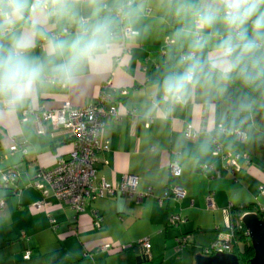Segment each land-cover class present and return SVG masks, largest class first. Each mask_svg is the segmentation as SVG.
<instances>
[{
	"label": "crops",
	"instance_id": "obj_1",
	"mask_svg": "<svg viewBox=\"0 0 264 264\" xmlns=\"http://www.w3.org/2000/svg\"><path fill=\"white\" fill-rule=\"evenodd\" d=\"M125 23L136 32L126 40L128 52H123L118 35L102 62L85 70L77 84L43 88L13 114L0 115V149L5 151L20 140L27 146L26 154L16 151L0 163L1 169L18 164L20 170L15 184L18 190L0 192L6 200L0 212V264H55L58 258L62 261L57 264H163L177 254L176 238L181 234L189 235L190 244L185 248L209 245L226 226L228 217L223 209L229 203L236 215L257 213V206H264V194L259 193V187L264 186V115L259 112L260 102L228 84L208 95L194 91L180 104L154 106L161 100L155 84L179 55L176 45L166 43L172 41L178 21L164 15L158 0H148L135 25ZM34 54H41L39 45ZM111 71L107 93L121 118L104 119L101 138L109 144L97 154L94 184L101 180L118 183L132 174L138 177L136 192L151 188L152 195L95 197L80 212L49 195L47 207L35 209L32 204L41 194L30 181L39 171L51 169L57 156L67 155L71 142L64 129H54L48 123L45 133L37 134L32 115H24L23 110L53 109L65 101L71 107L93 103ZM122 89L126 94H121ZM229 114L233 125L246 133L245 141L230 130H219L229 129ZM148 118L153 120L145 127ZM188 124L200 131L197 139L184 137ZM212 138L224 149L240 154L239 172L232 175L220 157L212 154ZM171 162L179 165V175L169 173ZM210 164L213 168L201 169V165ZM215 170L218 176H214ZM174 186L184 190L179 200L173 199ZM209 193L214 208L207 205ZM158 197H162L161 203ZM250 203L254 205L242 208ZM175 213L185 220L169 226L168 217ZM94 214L101 217L99 228L92 224ZM143 237L150 240L149 258H137L135 248L116 247ZM105 243L113 247L101 249ZM26 249L31 250L27 259L23 257ZM55 251L64 255L52 260L50 255Z\"/></svg>",
	"mask_w": 264,
	"mask_h": 264
},
{
	"label": "clouds",
	"instance_id": "obj_2",
	"mask_svg": "<svg viewBox=\"0 0 264 264\" xmlns=\"http://www.w3.org/2000/svg\"><path fill=\"white\" fill-rule=\"evenodd\" d=\"M147 4L0 0V115L13 114L43 88L77 84ZM158 6L178 21L171 39L179 55L155 84L161 100L154 106L180 104L194 91L208 95L236 81L264 89V0H158Z\"/></svg>",
	"mask_w": 264,
	"mask_h": 264
},
{
	"label": "built area",
	"instance_id": "obj_3",
	"mask_svg": "<svg viewBox=\"0 0 264 264\" xmlns=\"http://www.w3.org/2000/svg\"><path fill=\"white\" fill-rule=\"evenodd\" d=\"M132 29L130 25L124 22L121 30L118 32L121 38V46L123 52H128L126 40L133 35H128L123 29ZM136 33V32H135ZM172 42L167 40L166 43ZM119 58H116L118 60ZM112 71L109 77L100 85V89L95 102L82 107H71L65 101L60 107L53 109H25L23 114H31L33 117L34 129L37 134H44L46 131L45 124L48 123L54 129H64L71 142V150L67 155H59L56 158L55 165L51 169L39 171L30 181L29 185L36 188L41 199L32 204L35 209L47 207V197L55 196L58 200L70 205L76 212L83 211L89 199L102 197L104 195L123 194L129 197L136 195L138 198L143 196H151L152 189L149 188L144 193H137L136 186L138 177L136 175H126L118 183H109L104 180L94 184L96 179V162L97 154L100 151L108 149V140L101 138V132L104 125V119L114 117L116 120L121 118L118 113L113 99L107 93V88L110 86L112 79ZM121 94H126V89H122ZM152 118H148L144 122V126L148 127L152 122ZM220 131L230 130L241 141L246 140V133L239 128L219 129ZM183 135L186 139L195 140L199 137L200 131L194 129L188 124L184 128ZM16 151H21L24 155L27 153L26 142L23 140L14 141L5 151L0 149V163L4 161L10 154ZM211 152L215 156H219L222 161V166L229 170L232 175L240 171L238 159L240 154L233 153L230 150L224 149L222 143L216 138L211 139ZM169 173L171 175H179L180 167L176 162L169 164ZM213 168V165H201V169L206 171ZM20 170L18 164H12L4 169L0 168V192L11 189L16 192L18 189L15 184L19 178ZM214 176H218L215 170ZM173 199L179 200L184 196V190L178 186L171 189ZM259 193L264 194V186L259 187ZM166 193V197H167ZM158 202H162V197L157 198ZM208 207L214 208L215 203L212 193L206 196ZM5 196L0 194V212L5 207ZM258 211H264V206H257ZM228 220L225 229L220 231L217 237L210 245L203 249L202 255H212L216 252L232 253L235 246V232L242 228L241 217L243 214H233L234 206L229 203L223 209ZM256 213V212H255ZM184 217L179 214H172L168 217L169 226H178L184 221ZM93 226L100 227L101 217L97 214L93 216ZM54 227V225H52ZM245 234L248 236L247 230ZM189 235L181 234L176 238L175 252L179 254L189 243ZM113 245L105 243L101 249L107 250ZM119 250L129 248L141 249L143 256L149 258L150 240L148 237H143L135 242L119 244L116 246ZM31 250L26 249L23 257L29 258Z\"/></svg>",
	"mask_w": 264,
	"mask_h": 264
},
{
	"label": "water",
	"instance_id": "obj_4",
	"mask_svg": "<svg viewBox=\"0 0 264 264\" xmlns=\"http://www.w3.org/2000/svg\"><path fill=\"white\" fill-rule=\"evenodd\" d=\"M241 222L247 230L253 248V256L250 258L249 264H264V217H259L255 212H249L243 214ZM134 252L137 254V258L143 257L139 248H135ZM195 264H239V261L234 253L216 252L208 256L196 255Z\"/></svg>",
	"mask_w": 264,
	"mask_h": 264
},
{
	"label": "trees",
	"instance_id": "obj_5",
	"mask_svg": "<svg viewBox=\"0 0 264 264\" xmlns=\"http://www.w3.org/2000/svg\"><path fill=\"white\" fill-rule=\"evenodd\" d=\"M232 86L237 87L239 89H241L242 91H244L246 94H248L250 97L258 100L261 104V108H259V112L264 115V89L261 90H257V91H253L245 86H243L239 81H236L234 83H230ZM233 118L231 116V114L228 115L227 117V127L229 129L232 128H236L237 126L233 125ZM241 130V129H240ZM251 205H254V203H250L247 205H243L242 208H250ZM259 217H262V215H264V211H258L257 212ZM225 227L222 229L224 230ZM245 226L242 223V228L236 230L235 232V246H234V250L232 253L237 255L239 264H249V260L250 258L253 256V248L251 247V243H250V239L249 236H246L245 234ZM221 230V231H222ZM242 245V246H240ZM63 252L62 251H55L50 255V258L52 260L56 259L58 256H63ZM62 259V258H61ZM60 258L54 260L55 264H57V261L60 262L62 261ZM68 264V263H67Z\"/></svg>",
	"mask_w": 264,
	"mask_h": 264
},
{
	"label": "rangeland",
	"instance_id": "obj_6",
	"mask_svg": "<svg viewBox=\"0 0 264 264\" xmlns=\"http://www.w3.org/2000/svg\"><path fill=\"white\" fill-rule=\"evenodd\" d=\"M209 245L199 248H191L188 246L187 248H184L180 254H176L170 259L164 260L163 264H193L195 261V256L198 254H203V249L207 248Z\"/></svg>",
	"mask_w": 264,
	"mask_h": 264
}]
</instances>
